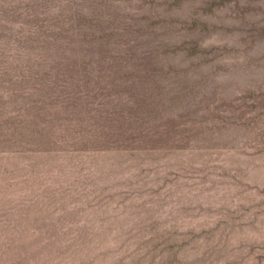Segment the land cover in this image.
<instances>
[{"label": "rangeland", "instance_id": "obj_1", "mask_svg": "<svg viewBox=\"0 0 264 264\" xmlns=\"http://www.w3.org/2000/svg\"><path fill=\"white\" fill-rule=\"evenodd\" d=\"M0 264H264V0H0Z\"/></svg>", "mask_w": 264, "mask_h": 264}]
</instances>
